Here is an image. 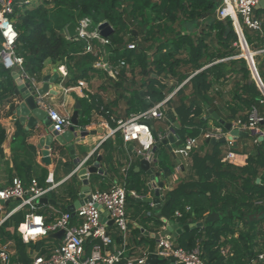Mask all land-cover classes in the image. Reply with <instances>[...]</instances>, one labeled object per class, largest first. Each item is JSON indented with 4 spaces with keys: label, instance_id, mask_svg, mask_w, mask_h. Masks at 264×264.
Instances as JSON below:
<instances>
[{
    "label": "trees",
    "instance_id": "16d2710c",
    "mask_svg": "<svg viewBox=\"0 0 264 264\" xmlns=\"http://www.w3.org/2000/svg\"><path fill=\"white\" fill-rule=\"evenodd\" d=\"M220 3L221 0H12L13 10L9 18L18 33L15 51L23 57V71L30 76L39 75L47 60L55 63L74 60L79 70L77 76L88 78L96 70L92 63L98 56L92 52H83V40L67 38L65 25L76 22L81 16H89L94 22H109L114 32L108 37V59L112 64L124 60L129 67V70L121 68L111 86L118 97L126 98L129 109L136 112L151 105L146 104L139 96V89H144L146 95L160 101L174 85L198 70L167 101L179 115L182 129L189 136H200L209 129L206 121L199 118L201 101L207 102L225 120L244 118L238 112L243 108L248 109L252 104L264 113V102H260L264 95L249 77L246 58L237 56L240 50L235 26L230 18L220 19L216 16ZM254 14L262 19L261 31L246 25H242V31L248 46L258 49L263 43L264 9H254ZM184 22L193 23L199 30L195 33L185 31L182 28ZM130 41L135 43L134 48L126 46ZM256 57L255 65L264 84V53ZM216 59L220 61L202 68ZM127 71L130 72V77L127 76ZM135 74L140 77L135 79ZM155 74L173 77L176 82L165 90V83L153 76ZM228 80L233 83L228 99L221 100L220 93L216 97L218 90L209 94L216 84ZM189 85L191 90L186 94L184 91ZM13 90L11 71L0 63V101L11 95ZM217 98L220 104L214 102ZM79 102V124L85 125L90 122L93 102H88L85 98H80ZM190 113L192 114L189 115ZM214 123L216 128L225 131L216 120ZM115 133L117 142L122 143L119 133ZM4 138L5 130L0 124V153ZM239 138L243 146L233 150L247 154L244 165L238 166L223 160L222 146L226 142L212 144L203 140L200 145H194L189 150L197 178L182 180L165 193L164 210L181 223L200 219L208 212L209 220L204 232L207 238L201 242L208 264H247L250 260L264 264V143L252 142L251 145L244 146L251 136ZM29 147L34 151L33 146ZM160 148L166 150L161 144L156 152ZM163 154L156 163L162 168V175L169 176L174 164L165 156L166 152L163 151ZM33 156L34 153L31 158ZM31 158L16 164L15 171L25 185L35 177L40 186H45L47 170L34 161L35 157ZM99 188L106 187L101 184ZM125 189L126 203L130 198L137 206L138 202L130 191L144 193L145 186L139 172L132 168L125 174ZM48 195L57 198L52 191ZM75 196L77 195L74 198ZM14 203L15 200L7 203L6 211ZM142 204L150 209L147 203ZM65 210L66 204L61 205L60 212ZM34 212L41 213L46 223L57 220L61 214L57 212L47 216L39 206L34 208ZM25 214L22 209H18L0 224L2 241L13 238L17 245L25 244L17 230L24 221ZM236 217L244 219L245 223L243 228L237 230L236 236L227 240L232 255L225 260L216 256L215 247L220 235L235 231L233 225ZM8 227H13V231L10 232ZM197 229L200 228L184 231L178 237V244L192 248L197 238L202 236ZM131 232L134 237L139 235L137 227H133ZM143 240L150 242L152 250L153 239L146 236L136 241L140 243ZM88 245L90 244L87 243ZM260 253H263V259H259ZM11 260L30 263L25 253H21L19 258L12 257Z\"/></svg>",
    "mask_w": 264,
    "mask_h": 264
},
{
    "label": "crops",
    "instance_id": "0c3cea01",
    "mask_svg": "<svg viewBox=\"0 0 264 264\" xmlns=\"http://www.w3.org/2000/svg\"><path fill=\"white\" fill-rule=\"evenodd\" d=\"M237 56H240V53ZM103 57L105 58V60H108V62H110L108 59L109 54L105 53ZM218 61L220 60H213L203 65L202 68H205L211 65L212 63ZM94 62L92 63L93 67H95ZM95 68L96 70L91 72L88 78H83L77 76V72L79 70L74 60L57 63L51 60H47L45 61L44 66L41 69L39 75L32 76L34 78V83L36 84V86H40L42 83V75L57 72V78L53 82L49 83L50 91L42 95V97L40 98L43 102H45V104H49L61 113L67 115L69 117V120L75 110V104L79 102L80 98H85L88 102H93V108L90 115V122L85 125L79 124V109L81 107L80 104V107L78 108V124L74 127V131L77 132V135L74 137L72 145L64 147L54 142L49 150V156L51 158V162L49 164H44L41 161L42 154L40 152V149L38 148L39 136L45 133L41 120L37 121L36 129L26 128L25 123L21 124L18 120V117L14 114V104L16 99L13 92L11 95L9 94L6 98L0 101V124L5 130V138L1 144L2 153H0V187L7 185L13 176L18 175V173H16L15 171L16 164H21L25 160H29L34 153V156L32 157H35L34 161L39 166L44 167L47 170L45 176V183L54 185V188L51 191L54 192L57 197L53 198L52 196L48 195V197L55 199L57 203L54 205L44 204L39 206L41 208V211L44 212L47 216H49L50 214L60 212L61 205L66 204L67 206L68 204H72L76 199H78L79 194L82 193L80 189L82 182L76 174V169H78L79 167L93 165L95 161H98L99 165L106 173H89L91 190L99 188L101 184L103 187H108L112 180L123 177L126 174L127 170L129 168H132L135 172H139L140 177L144 179L145 192L137 193L134 190L130 191V194L134 196L135 201L138 202V205L136 206L134 203H126V211L129 218V231L126 234L125 238H123L115 230V227L112 223L110 224L108 222V229L110 230L114 238V247H123L125 250L124 255L126 258H138L141 257L145 252L150 251L151 249L149 241L143 240L140 243H137L136 240L140 239L141 237L147 236L153 239L154 248L155 238L153 237V234H161V231L163 230V228H165L166 225L165 221L177 219L174 215L164 210L165 193L174 188L182 180L187 181L190 179H196L197 172L192 165V159L191 155L189 154V151L184 150L181 146H176L174 143L170 144V149H168L166 146V150H162L160 148L155 153V157L157 158V160H159V158L164 155V151L166 152L165 156H168V160L174 164L172 173L169 176H163V170L159 167L158 163H156L157 161L150 162L153 171L158 172V175L156 176L157 181L163 183V187L161 188V192L164 195L163 207L159 211H155L152 210L150 204H148L150 208L148 209L142 204L145 202L136 200V198H143L148 195H151L153 192L149 188V175L144 170L139 168V160L134 154L135 149L139 147V143L137 141H130L127 143H124L122 141V143H118L117 133H113L111 131L115 126V121L112 119V117L127 118L136 111L129 109L125 97H118L116 90L114 89V87L111 86V82L112 80H114V78H112L106 70H103L99 67ZM126 69L129 70V67H127ZM195 72H192L184 81L176 85H174L176 80L173 77L157 76L156 74L153 75L160 79V81L165 83V90L170 86L174 85L173 89L167 92L164 98L165 118L153 119L151 121L155 129V133L165 132L168 135V128L170 126L174 129L175 133L178 134L182 139H184L186 136H189L185 132V130L182 129L181 119L179 115L175 112L173 106L168 103L167 100L171 97L173 98L177 90L184 83H186ZM126 74L128 77L131 76L129 71H127ZM139 77L140 76L138 74H135V79H138ZM79 80L85 81L84 86H78ZM13 84L15 88L16 85L14 79ZM228 85L229 84L226 83L216 84L214 86V89L211 90L209 94H214V91L218 90V94H216V97H218L220 93L221 100H223L224 97L228 96L229 94V91L227 93V90L232 88H229ZM142 90L144 91V89ZM190 90L191 87L189 85L184 92L187 94L190 92ZM125 94L126 96L129 95L127 92ZM145 96L148 95L145 94ZM217 100H214V102L216 104H220L221 102L218 98ZM199 105L202 109L200 111L199 118L203 121H206V124L209 129L216 128L214 119L211 117L208 111L209 108H212L213 110L214 108L204 101H201ZM106 110L108 111V113L106 112ZM191 114L192 113H190L189 115ZM195 137H197L198 139L196 145H200L203 140L206 139V137H204L203 135ZM240 140L241 139L238 137L236 139H233L232 142L226 141V143L222 146L223 158L228 150L233 151V158L231 160L226 161L238 166L244 165L246 163L247 158L246 153L236 152L233 150L236 147L242 148L243 145H240ZM29 146H33L34 151L31 150ZM70 148L73 150L71 153L69 151ZM206 149L207 148H205V150ZM98 155H100L99 159H97ZM74 158H79L80 163L77 167L73 164ZM27 183H29V181ZM74 195L77 196H75L74 198ZM14 200L15 203L13 207L10 210L6 211L7 203H13ZM14 200L7 201L6 203H1L0 220H2L6 213L10 212L6 216L8 217L10 214H12L18 209H22L23 212L26 213L25 218L28 214H30V212H32L28 206H19L20 201L18 199ZM186 208H188V206ZM207 216L208 212L204 214V217L197 220H190L186 223H181L178 220V225L181 226L183 224H193V226L190 227V229L187 231H190L193 228H200L199 230L197 229V231L202 233V236L198 237L197 240H200V242H202L204 238H207L204 234L206 230L207 221L209 220ZM4 220H2V222ZM24 221L21 222L17 228L18 232L20 233V236L21 230L23 229L22 226L24 224ZM52 221L53 220H50L49 222ZM2 222H0V224ZM244 223V219L236 217L234 219L233 225V229L235 231L227 232L225 235L222 234L219 236L217 243L218 245H216L215 247L217 249V257L225 258V260H228L230 255H232V251L228 243L226 242L229 238L237 235V230L243 228ZM133 227H137L139 230V235H136L135 237L131 232ZM8 230L12 232L13 227H8ZM178 237L179 235L177 237H173L172 235H170V238L174 240V242H176L177 244ZM49 239L50 241H47L48 238L39 237L36 240H34V238L28 241L22 240L25 244L19 246L16 244V241L13 238H8L2 241L0 235V245L6 246L11 252L12 257L19 258V255L21 253H25L31 263L35 256L43 254L44 251L46 252L48 248L59 243L61 238ZM220 246H224L225 248H227L228 253L226 255L220 254ZM89 248L90 246L88 245L87 251H89ZM202 250L204 251L203 248ZM14 263L23 264L20 260L19 262ZM119 264H125V260H123ZM247 264L258 263L254 260H250L247 262Z\"/></svg>",
    "mask_w": 264,
    "mask_h": 264
},
{
    "label": "built area",
    "instance_id": "2783aa9c",
    "mask_svg": "<svg viewBox=\"0 0 264 264\" xmlns=\"http://www.w3.org/2000/svg\"><path fill=\"white\" fill-rule=\"evenodd\" d=\"M258 2L259 0H221L216 10V16L220 19L230 18L236 31L238 28L243 36L242 25L261 31L262 19L254 14L255 5ZM12 10V0H0V63L7 69L19 71L22 76L29 77L34 82V78L23 71V57L15 51L18 33L13 21L9 18ZM75 23L77 26L75 39L85 42L83 52H92L97 55L98 58L94 62V66L106 70L112 78L116 79L121 68H127L128 64L124 60H120L115 64L105 60L103 56L107 53L106 47L110 44V40L108 37L99 34L97 28L99 22H94L89 16H81ZM126 46L134 48L135 43L130 41ZM254 53H264V35L262 46L256 49ZM249 68L253 75L252 79L264 95V84L255 63L253 62V69L250 65ZM84 84V80L78 81V86H84ZM260 102L263 103L264 99H261ZM40 103L51 120L53 131L61 133L71 127L67 115L53 106L45 104L41 99ZM106 112L108 113L107 110ZM163 118H165V99L155 100L147 108L132 113L127 118L112 117L115 126L111 131L113 133L118 132L124 143L137 141L139 147L135 149V152L149 158L151 162H155L153 161L155 157V154H153L155 129L151 121ZM231 122L233 128L248 132L254 143H264V113H261L255 104L250 105L244 114V118L237 117ZM168 132L174 136L173 143L176 146H181L186 151L196 145L198 140L195 136H186L182 139L170 126ZM226 133V130L218 132V128H210L202 135L204 137H220ZM155 134L158 140L167 136L165 132ZM232 140L228 139L227 141L232 142ZM233 156L234 152L228 150L223 159L231 160ZM53 188V184L40 186L35 177H32L29 183L25 185L19 175L13 176L7 185L0 187V201L18 199L20 201L19 206H28L32 211L26 216L23 224L24 228L21 230L23 241H28L34 237H43L47 233L57 231L60 228L64 230L59 243L48 248L45 253L35 256L30 264H119L123 260H125V264H138L144 262L150 253H155L159 258H172V264H208L200 240H196L192 248H185L174 242L170 235L153 234L155 247L138 258H126L123 247L113 246L114 238L108 229L110 220L115 230L123 238L129 231L125 175L112 180L106 188L91 190L90 197L83 204L78 207L68 204L66 210L60 214L57 220L46 223L44 216L41 213L34 212V208L37 200L41 196H48ZM102 212H105L106 215H103ZM9 213H6L2 220ZM87 243L90 244L89 251H87ZM219 252L221 255H226L228 250L224 246H220ZM258 257L262 259L263 253H260ZM11 258L12 255L8 248L0 245V264H17Z\"/></svg>",
    "mask_w": 264,
    "mask_h": 264
},
{
    "label": "water",
    "instance_id": "95a60500",
    "mask_svg": "<svg viewBox=\"0 0 264 264\" xmlns=\"http://www.w3.org/2000/svg\"><path fill=\"white\" fill-rule=\"evenodd\" d=\"M262 8L264 9V0H259V2L255 5V9ZM99 34L103 37H109L113 32L114 29L111 24L107 21H101L97 25ZM76 23L69 22L65 25L64 31L66 37L69 39H75L76 37ZM239 39L242 44V48H247L246 40L242 35L241 31L237 28ZM240 56L246 57L250 67L253 69V61L251 54L242 53ZM11 75L15 81L16 87L13 90V94L15 96V104H14V114L18 117V120L21 124L26 125V128H37V121L41 120L42 125L44 127V134L39 136L38 140V148L42 154L41 161L44 164H49L51 162V158L49 156V150L51 145L56 142L64 147L71 146L74 140V137L77 135V132L74 131V127L78 124V108L80 107V103L77 102L75 104V110L70 117L71 127L69 129L64 130L61 133L55 132L52 130V123L50 118L47 115V112L41 106L40 97L42 95L48 93L49 90V83L53 82L57 78V72H53L51 74H44L41 76V85L36 86V84L26 76H22L18 71L12 70ZM251 79V77H250ZM139 96L144 100V102L150 105L152 102L156 100L155 97H147L142 89L138 90ZM209 114L211 117L220 123L223 128L227 131V133L220 137H206L205 141L210 142L212 144H216L219 142H226L228 139H236L240 136H248V132L239 130L238 128L232 127V122L230 120H225L216 111L212 108H209ZM155 139V146L153 148V154L156 153L157 147L159 145H164L168 149H170V144L174 141V136L172 133H169L165 138L158 140L157 135L154 133ZM70 153L73 151L71 148L69 149ZM136 157L139 160V168L144 170L150 179L149 188L153 191L151 195H148L143 198H136L137 201H142L147 204L151 205L152 210L159 211L163 207V200L164 195L161 192V188L163 187V183L157 181L156 176L158 172H154L153 168L151 167V160L145 157L142 154H137L134 152ZM100 158V155L97 156V159ZM153 161H157V158L154 157ZM79 158L73 159V164L77 167L79 164ZM90 172H98L101 174H106L102 167L99 165L98 161H95L93 165L89 166H81L76 169V174L82 182L81 191L82 193L79 194L78 199H76L71 206L78 207L79 205L83 204L89 197L91 192L90 181H89V173ZM0 201L1 203L7 202ZM56 200L48 197V196H41L37 202L36 206L44 205V204H56ZM105 215V212H102ZM109 223L111 224L112 221L110 220ZM166 225L165 228L161 231V234L172 235L173 237H177L183 231H187L193 224H183L181 226L178 225V219L165 221ZM64 230L62 228L58 229L54 232H49L44 235V238H61L63 235ZM158 235V234H156ZM39 237H34V240L38 239ZM172 258H159L155 253H150L142 263L138 264H165V263H172Z\"/></svg>",
    "mask_w": 264,
    "mask_h": 264
},
{
    "label": "rangeland",
    "instance_id": "374dc122",
    "mask_svg": "<svg viewBox=\"0 0 264 264\" xmlns=\"http://www.w3.org/2000/svg\"><path fill=\"white\" fill-rule=\"evenodd\" d=\"M182 28L185 29V31L190 32V33H195L196 31L199 30V27L195 26V25H194L193 23H191V22H184V23H182ZM238 41H239V50H240L239 53L241 54V53H243V48H242V44H241L239 38H238ZM248 47H249V52H252L251 56H252L253 62L256 64V58H257L256 56L258 55V54H255V53H254V51H255L256 49L251 48L250 46H248ZM107 53H108V51H107ZM245 58H246V57H245ZM246 62H247V61H246ZM247 66H248V68H249L248 62H247ZM252 76H253V75H252V72H251V70H250V68H249V77H252ZM225 83H226V84H229V85H228L229 88L233 87V83H232L231 80H230V81H227V82H225ZM231 90H232V88L227 90V93H228V91H229V94H228V96L224 97V100L229 98ZM246 111H247V109H246V108H243L242 110H240V111L238 112V114H242V115H244ZM230 121H232V120H230ZM209 122H210V121H209ZM218 132H222L220 128H218ZM249 136H250V135H249ZM245 142H246V143H245L244 146H248V145H251L253 141H252V139H247ZM242 143H243V142L240 140V145H242ZM131 203H132V200H131L130 198H128V200H127V204H131Z\"/></svg>",
    "mask_w": 264,
    "mask_h": 264
},
{
    "label": "bare ground",
    "instance_id": "6f19581e",
    "mask_svg": "<svg viewBox=\"0 0 264 264\" xmlns=\"http://www.w3.org/2000/svg\"><path fill=\"white\" fill-rule=\"evenodd\" d=\"M248 50H249L248 47L247 48L244 47L243 48V53L252 54V52H249Z\"/></svg>",
    "mask_w": 264,
    "mask_h": 264
}]
</instances>
